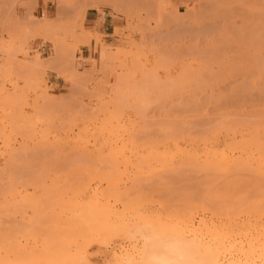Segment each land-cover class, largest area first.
<instances>
[{"label": "rangeland", "instance_id": "1", "mask_svg": "<svg viewBox=\"0 0 264 264\" xmlns=\"http://www.w3.org/2000/svg\"><path fill=\"white\" fill-rule=\"evenodd\" d=\"M59 3L66 10L55 18H20L0 1L1 250L13 241L41 243L63 211L57 221H65L63 200L68 205L67 196L88 184L107 187V176L133 191L128 198L147 217L184 212L193 198L209 205L210 184L226 180L179 162L169 170L145 160L138 170L100 159L93 150L107 142L103 129L124 128L144 154L175 151L177 140L203 151L264 129V0H104L109 36L88 28L85 7ZM252 183L245 179L247 192L239 191L253 197ZM90 236L64 260L56 243L55 258L18 260L13 250L2 253V264H115L114 253L129 246L125 235Z\"/></svg>", "mask_w": 264, "mask_h": 264}, {"label": "bare ground", "instance_id": "2", "mask_svg": "<svg viewBox=\"0 0 264 264\" xmlns=\"http://www.w3.org/2000/svg\"><path fill=\"white\" fill-rule=\"evenodd\" d=\"M116 126L115 129L111 128V131L103 129L105 132L101 130L102 132L99 134L104 137L107 136L105 137L107 138L105 140L107 142L102 141V143L105 142L104 144L100 143L102 147L97 149L98 147L95 145L96 148L93 150H96L95 152L100 159L112 161L111 163L113 164L118 162L117 164H123L122 167H126V169L128 166L130 167V165H134L133 167L136 168L138 165L136 166L135 163L140 164L141 161L145 162V160H148L161 166V169L175 170L174 164L175 162H179L178 164H180V167H183L182 165L188 166L187 168L191 167L193 170L192 172L195 170L197 174L198 172H204V174L206 173L214 177L216 181L221 178H226V180H224L221 186L210 184V187L213 189L210 188L209 200H206L204 196L200 198L208 201L209 205H204L203 203L199 204L197 202L196 205L193 204L198 200L196 197L197 200H195V198H193L194 201L191 200L192 206H186L188 209L183 210L185 213L177 211L179 212L178 214L171 213L174 216L168 214L170 217H167L168 215L163 216V214H152L147 217L142 213L141 215L138 211V209H140L138 208L139 205L136 202L134 203V201L130 199L131 197L128 198L133 191H129L131 193L127 194L128 188L124 190L125 193L122 191V188L119 190V182H113L114 179H111L110 176H107L110 178L106 177L107 180L104 181L105 179L102 180L101 178L105 177L102 176L100 179L103 183L107 182V187L104 188L102 185H97V187L91 188L89 187L91 184H86L87 186L82 189V185H85L82 184L80 187L82 190L76 189L79 190V192L76 191L78 192L77 194L76 192L71 193L72 189L67 191L65 194L68 195V193H71L73 194L72 197L75 199L77 198L76 196H82L83 202L80 201L82 204L78 205L80 202H76V200L73 202L74 199H71L72 197H68L70 196L68 195V205H66V201L63 200L64 210H66V208L69 210V213L65 215V221L59 222L60 218L64 216L65 211H63V216H61V214L59 215V217L61 216L60 218H57V216L55 217L54 220L56 221L52 220L55 222L54 226L51 222L53 226H51V228H54V230L51 233L48 232L49 235H45L47 237H43L42 242L40 241L41 243L34 239L33 241L35 242L33 244L27 241L25 245H21L18 241H16V243L13 241L14 243L10 245L11 250H6L7 248L3 250L0 249V264H2L3 261L5 262V260H1L3 259L2 253H6L7 251H12L11 253L16 251V253H19V256L13 253L15 258L18 257V260H21L19 259L20 257H23L25 260L31 259V257L34 258L35 255H37L35 258L47 256L54 257L51 245L56 243L61 246L59 251L56 252V255H63L62 259L64 260V258H69L68 254L77 243L78 239L83 236L91 237L90 233L91 235H97V237L103 234L106 235L107 233L111 234L113 236L112 238L117 235H125L129 242V246H125L126 248L122 247V249L119 248V251L114 253L113 260L115 264H140L139 258L142 255V250L140 248L138 234L150 230L179 234L186 238L212 246L217 251L216 264H264V201H262L264 200V184L261 185L260 182L261 179H264V129H261L262 132H257L256 130L254 131L255 128L251 126L253 127V133L242 134L240 139L232 136L224 140L221 147H218L217 145L220 144L217 143L208 146L209 148L205 147L203 151H195V149L191 148H180V146L177 145L179 140H177L176 142L174 141V144L176 143L175 151L171 149V151L174 152L170 150H156V147H153L155 151L151 153L149 151L148 154H144L140 149L142 154L137 147L136 138H132L131 134H128L123 127L120 128H123L124 131L116 128ZM262 126H264V124ZM227 132L232 131L227 130ZM169 135L170 134H167V136ZM1 138L0 135V139ZM97 138L94 139L95 142L93 144L98 142L99 138ZM172 139H175V136H173ZM166 142L167 140L164 141L165 144H167ZM169 142H171V140ZM206 143H204V146ZM88 144L85 145L88 146ZM85 148L84 150L82 149L83 152L88 151ZM88 154L91 155L90 153ZM119 165H116V169H118L117 166ZM137 168L138 170L141 169L140 166ZM246 173H249L248 175H253L250 177L245 176ZM123 174H125V171L122 174L120 173V177L118 176V180L116 181H119V179L124 176ZM126 175L131 179L129 174ZM247 178L254 182L252 186L255 184L257 185V187L255 186L256 189L253 188L255 192L253 191L254 195L251 198L247 194H244L243 191H239V189L245 190L242 182ZM131 181L135 180L131 179ZM78 186L75 188H79ZM237 187L241 188H238L237 191ZM235 189L236 191H234ZM245 192L247 191L245 190ZM204 200H199V202H203ZM188 203L190 204V202ZM186 210L188 211L186 212ZM57 219L59 221H57ZM35 237L32 236V238ZM37 238L38 237L35 239ZM2 247L0 246V248ZM9 256L11 255L7 252V256L5 255V257Z\"/></svg>", "mask_w": 264, "mask_h": 264}, {"label": "clouds", "instance_id": "3", "mask_svg": "<svg viewBox=\"0 0 264 264\" xmlns=\"http://www.w3.org/2000/svg\"><path fill=\"white\" fill-rule=\"evenodd\" d=\"M140 264H216L212 246L179 234L150 230L138 234Z\"/></svg>", "mask_w": 264, "mask_h": 264}, {"label": "crops", "instance_id": "4", "mask_svg": "<svg viewBox=\"0 0 264 264\" xmlns=\"http://www.w3.org/2000/svg\"><path fill=\"white\" fill-rule=\"evenodd\" d=\"M11 3V14L13 17L28 18L30 15L55 18V16L66 8H61L59 0H0ZM77 9L85 7L83 16L85 24L90 30H97L101 34L109 30L106 26L112 24L113 16L107 6L103 5L104 0H69ZM98 4V8L94 5ZM102 11V12H101ZM111 19V22L109 20Z\"/></svg>", "mask_w": 264, "mask_h": 264}]
</instances>
